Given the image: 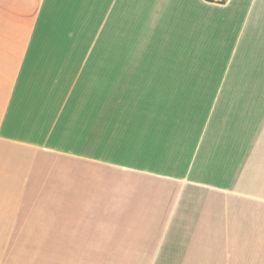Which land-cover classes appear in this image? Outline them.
Here are the masks:
<instances>
[{
    "label": "crops",
    "instance_id": "obj_1",
    "mask_svg": "<svg viewBox=\"0 0 264 264\" xmlns=\"http://www.w3.org/2000/svg\"><path fill=\"white\" fill-rule=\"evenodd\" d=\"M56 3L0 0V264L33 258L34 242H52L51 230L64 231L65 208L60 217L59 205L64 206L65 196H75L78 210L76 196L87 194L112 195L104 209L137 212L132 219L138 226L151 225L144 215L150 212L158 229L152 253L143 257L154 264H264V126L207 123L181 175L161 171L159 157L152 163L157 149L150 131L146 139L127 136L120 155L113 149L97 153V107L84 113L85 124L73 132L70 148L66 121L54 119L58 97H51L61 98L60 93H51L46 71L38 70L40 62L30 55L38 47L39 29L67 21ZM121 7L127 29L103 30L94 23L90 35V50L104 43L112 53L99 65L106 68L102 81L116 93L125 91L142 67L170 69L154 60H129L131 51H149L154 58L151 50L162 39L190 27L264 25V0H121ZM117 71L121 76L113 74ZM154 75L149 74L153 82ZM159 76L169 78L163 81L167 91L192 83L191 75L171 70ZM115 174L120 182L115 190H95L98 176L113 180ZM87 180L90 187L84 185ZM51 196L58 202L56 215ZM128 217L125 213L121 226ZM64 241V236L58 239Z\"/></svg>",
    "mask_w": 264,
    "mask_h": 264
},
{
    "label": "rangeland",
    "instance_id": "obj_2",
    "mask_svg": "<svg viewBox=\"0 0 264 264\" xmlns=\"http://www.w3.org/2000/svg\"><path fill=\"white\" fill-rule=\"evenodd\" d=\"M56 5L57 11L62 9L61 15L67 13V21L57 19L59 25L53 23L39 29L34 43L38 47L30 55L40 62L36 68L46 71L51 93H60L61 98L58 94L51 97H58L54 119L66 121L70 148L73 132H79L85 124L84 113L89 107H97V153L113 149L115 155H120L127 136L136 139L139 134L146 139L150 131L157 149L152 163L159 157L161 171L181 175L199 147L207 123L264 126V25L215 31H194L190 27L169 35L168 41L162 39L151 50L154 58L149 51L147 55L131 51L129 60H154L158 66L170 69L142 67L140 76H134L125 91L118 89L116 93L102 81L106 68L99 65L112 53L105 50L104 43L96 46L99 49L90 50V35L94 23L103 30L127 29L122 21L121 0H57ZM114 57L120 58L121 52ZM169 70L191 75L192 83L167 91L163 81L169 78L159 75L168 74ZM149 74H156V81ZM169 165L173 170H169ZM117 177L115 174L113 180H106L98 176L95 190H107L109 186L115 190L120 184ZM84 185L90 187L89 180ZM76 197L78 210L74 195L65 196L64 206L60 202V217L65 208L61 220L65 227L63 232L62 228L50 231L49 238L54 241L34 242L33 258L18 257L7 264H154L153 259L143 257L150 255L154 246V219L149 218L150 212L144 215L151 225L138 226L132 219V215L137 218V212L104 209L112 195ZM57 203L51 196L55 215ZM125 213L129 221L124 227L121 225ZM165 217L166 212L162 211L163 223ZM111 222L118 226L109 225ZM63 236L65 241L58 242Z\"/></svg>",
    "mask_w": 264,
    "mask_h": 264
},
{
    "label": "built area",
    "instance_id": "obj_3",
    "mask_svg": "<svg viewBox=\"0 0 264 264\" xmlns=\"http://www.w3.org/2000/svg\"><path fill=\"white\" fill-rule=\"evenodd\" d=\"M212 2L218 3V4H223L225 3L227 0H211Z\"/></svg>",
    "mask_w": 264,
    "mask_h": 264
}]
</instances>
